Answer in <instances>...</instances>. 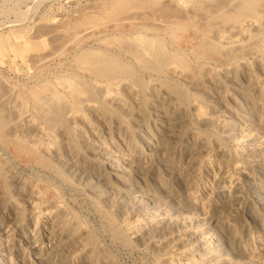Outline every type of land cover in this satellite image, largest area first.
I'll return each instance as SVG.
<instances>
[{
	"label": "bare ground",
	"instance_id": "1",
	"mask_svg": "<svg viewBox=\"0 0 264 264\" xmlns=\"http://www.w3.org/2000/svg\"><path fill=\"white\" fill-rule=\"evenodd\" d=\"M258 1L102 0L122 17L48 28L33 64L49 76L0 78V147L33 170L0 155V264H121L120 244L264 264Z\"/></svg>",
	"mask_w": 264,
	"mask_h": 264
},
{
	"label": "rangeland",
	"instance_id": "2",
	"mask_svg": "<svg viewBox=\"0 0 264 264\" xmlns=\"http://www.w3.org/2000/svg\"><path fill=\"white\" fill-rule=\"evenodd\" d=\"M101 1L102 0H0V78L9 83L13 82V84H29L35 79L47 78L49 76L48 69L39 71L37 66H34L35 63L33 64V62L35 61L36 54L33 52L37 50L35 48H39V50H41L40 53L50 49V36L46 33L48 28L53 25L64 24L65 22H73L75 19H120L124 14L123 11H111L100 6ZM257 5H264V1L259 0ZM197 25L198 27H202L199 22H197ZM41 26L46 30L43 33L36 34V31ZM105 28L108 30L111 29V24L107 25ZM184 28H186V31L184 29L182 31L184 35H186V32H189L191 27L186 26ZM1 58H3V62ZM36 72H40L39 74L41 77ZM32 73L36 74L34 75ZM27 75L35 78L31 77L32 79H30ZM28 77L30 81L25 80L28 79ZM23 145L28 146V141L24 140ZM8 147H0L5 151L0 149V155L3 154L4 156L11 157L14 163L17 165L19 164L18 168L24 175H32L33 170L31 168V162L26 161L24 156L16 151L14 152L10 146ZM69 191L70 190H66V195L68 194V196L72 197L73 209L78 214L84 215L90 224L96 225V218L93 216L92 212H89L88 208H90V205L87 199L81 194H75L73 191ZM134 218L133 216L131 217L130 220L132 224H129V226H136L138 224L143 225V221L139 220L137 223V219ZM133 221H136V225L133 224ZM124 225L125 224H122V228H125ZM126 226L128 227V225ZM135 247L136 246L133 244H127L125 246L120 244L117 246L116 255L121 264H160V257L155 256L153 253L141 251ZM177 249L175 247L174 249L172 248L173 251H170L172 255L170 253L168 254L169 263L189 264L187 261L191 255L188 253L189 251H185V249L181 248Z\"/></svg>",
	"mask_w": 264,
	"mask_h": 264
}]
</instances>
